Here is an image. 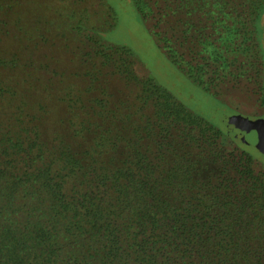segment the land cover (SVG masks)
I'll return each mask as SVG.
<instances>
[{
  "label": "trees",
  "instance_id": "16d2710c",
  "mask_svg": "<svg viewBox=\"0 0 264 264\" xmlns=\"http://www.w3.org/2000/svg\"><path fill=\"white\" fill-rule=\"evenodd\" d=\"M129 1L196 86L217 96L250 83L264 97V0ZM77 12L92 15H63ZM11 15L0 17V37L14 31L21 49L0 46V264H264L258 159L81 22L66 21L63 42L75 39L88 96L66 91L49 121L26 86L44 92L59 72L24 52ZM98 76L127 95L112 100Z\"/></svg>",
  "mask_w": 264,
  "mask_h": 264
},
{
  "label": "rangeland",
  "instance_id": "374dc122",
  "mask_svg": "<svg viewBox=\"0 0 264 264\" xmlns=\"http://www.w3.org/2000/svg\"><path fill=\"white\" fill-rule=\"evenodd\" d=\"M1 3L4 6L0 17L4 13L11 15L12 11L11 19H17L22 26L23 33L17 38H25L24 52L32 51L33 57L36 56L37 60H42L54 71L59 72L56 82H50L44 92L39 89L40 84L26 86L31 101L38 100L45 104L49 121L63 114L64 106L59 99L66 91L77 94L78 98L84 101L88 94L80 92V88L91 84L89 79L86 80L82 76L83 68L77 61L78 56L73 53V47H76L75 39L70 45L63 42L66 35L63 27H66V21L81 22L85 24L82 27L99 40L128 48L136 59L139 75L151 77L177 101L223 130L224 124L234 127L235 117L239 114L264 118V97L262 94L258 97L253 95L250 92V83L225 85L217 96L192 83L164 55L129 0H0ZM9 4L13 6L12 9ZM64 6L67 7L63 8ZM71 8H74V11L85 8L92 15L87 19H77L78 12L74 17L64 16L63 13ZM259 25H262L263 30L264 19H259ZM37 31L42 34L41 42L32 45ZM13 32L9 30L0 37V46L4 52L18 49L19 45L11 37ZM91 79L95 80L94 77ZM96 82H104L103 85L110 86L112 100H122V96L127 95V88L116 78L111 79L109 83L104 81L102 76H98ZM238 146L264 165V154H259L247 141L238 142Z\"/></svg>",
  "mask_w": 264,
  "mask_h": 264
},
{
  "label": "water",
  "instance_id": "95a60500",
  "mask_svg": "<svg viewBox=\"0 0 264 264\" xmlns=\"http://www.w3.org/2000/svg\"><path fill=\"white\" fill-rule=\"evenodd\" d=\"M235 119L234 127L227 125L228 135L241 140L247 139L255 149L264 154V118L236 116Z\"/></svg>",
  "mask_w": 264,
  "mask_h": 264
},
{
  "label": "flooded vegetation",
  "instance_id": "af4514ba",
  "mask_svg": "<svg viewBox=\"0 0 264 264\" xmlns=\"http://www.w3.org/2000/svg\"><path fill=\"white\" fill-rule=\"evenodd\" d=\"M164 53V52H163ZM164 55H165V53H164ZM166 56V55H165ZM167 57V56H166ZM173 64V63H172ZM175 65V64H174ZM176 66V65H175ZM190 81H191V79H189ZM192 82V81H191ZM238 113V112H237ZM236 116H245V117H248V118H258V117H261V116H248V115H242V114H239V115H236ZM224 126H225V132H226V134L228 135V133H227V126L224 124ZM229 136V135H228ZM229 137H231V139H235V141L236 140H238V142H243V141H247L249 144H250V142L247 140V139H245V140H241V139H239V138H235V137H232V136H229ZM251 145V144H250ZM251 147L252 148H254L252 145H251ZM255 149V148H254ZM257 152H259L257 149H255ZM260 153V152H259ZM262 154V153H261Z\"/></svg>",
  "mask_w": 264,
  "mask_h": 264
}]
</instances>
